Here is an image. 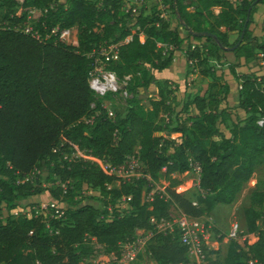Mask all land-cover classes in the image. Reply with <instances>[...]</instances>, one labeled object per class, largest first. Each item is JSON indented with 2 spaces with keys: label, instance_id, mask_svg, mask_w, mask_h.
Wrapping results in <instances>:
<instances>
[{
  "label": "trees",
  "instance_id": "16d2710c",
  "mask_svg": "<svg viewBox=\"0 0 264 264\" xmlns=\"http://www.w3.org/2000/svg\"><path fill=\"white\" fill-rule=\"evenodd\" d=\"M163 1L169 5L170 18L140 12L133 28L127 24L129 14L122 0H0V10H5L0 19V210L2 203L8 209L19 203L30 207L29 215L0 221V264L84 260L118 264L121 244L133 240L138 230L152 229L151 217L167 215L170 203L192 217L216 204H231L256 166L264 164V128L256 124L258 115L264 114V71L259 62V53L264 61V39L253 18L264 0ZM188 7L193 10L187 11ZM28 18L35 21L39 37L23 31ZM74 26L76 45L65 44L53 32ZM179 27L186 33L181 34ZM202 31L218 41L195 34ZM231 35H236L233 41ZM186 39L205 40L215 51L231 53L232 62L219 76L201 70L212 80L205 95L189 102L196 113L180 105L168 80L156 84L158 98L150 100V108L144 107L138 91L152 80L143 64L164 70L183 51L185 63L195 58L205 63L199 48L185 47ZM110 44H117V59L106 60L96 52ZM161 44L173 49L165 51ZM232 46V51L223 49ZM101 61L119 78L131 75L127 86L131 96L123 113L109 115L89 86L91 72L101 68ZM238 67L246 70L239 72ZM233 90L238 106L248 115L233 122L226 136L218 123L231 117ZM173 133L180 136L170 138ZM76 150L114 165H122L137 150L144 175L110 187L117 176L83 155H74ZM189 157L201 166L198 186L206 194L196 204L172 188L178 182L171 175L189 171ZM41 165L51 173L47 188L35 185L31 177ZM159 178L172 181V186L145 200V182ZM56 181L66 182L65 192ZM82 184L99 191L101 210L75 198L73 191ZM44 191L48 196L41 200ZM249 197L243 216L246 231L256 240H231L226 264H249L251 258L264 264V229L257 225L260 219L264 224L259 208L264 205V191L254 189ZM121 198L129 204L127 213L116 206ZM42 202H53L55 207L36 214ZM174 238L153 233L155 242L147 245V251L155 264H190L186 247Z\"/></svg>",
  "mask_w": 264,
  "mask_h": 264
},
{
  "label": "rangeland",
  "instance_id": "374dc122",
  "mask_svg": "<svg viewBox=\"0 0 264 264\" xmlns=\"http://www.w3.org/2000/svg\"><path fill=\"white\" fill-rule=\"evenodd\" d=\"M99 1V0H94ZM238 1V0H233ZM184 2H187L185 0ZM122 7L124 11L129 14L127 17V24L135 28L134 22L136 16L143 12L144 14H149L153 11L160 13L164 18H170V9L167 3H164L163 0H122ZM192 7H188L187 11H192ZM217 12L218 9H215ZM5 10H0V19L2 18ZM254 25L256 26L257 32L261 34V38L264 39V4H258L256 12L253 15ZM172 21V19H171ZM26 27L29 28L30 32L36 33L37 28L35 26V21L31 18L24 23ZM102 24L98 25V28H101ZM181 34H185L186 31L182 28H178ZM68 33L64 36H60L61 33L57 36L58 40H61L65 44H77V27L74 26L71 29H68ZM54 33H57L56 30H53ZM130 36L127 37L124 41L127 42L130 40ZM143 38V37H141ZM236 38V35L230 36V41H233ZM196 48L200 49L202 58L205 59V63H200L197 58L193 59L188 63H185L184 66H180L179 68L175 67V63L178 61L177 54H175L173 63L164 70H155L148 64H143L142 68L147 71V75L151 78L152 83L147 88H140L138 91V100L141 105L146 108H150V100L157 99L158 94L156 91V84L162 83L165 80H168L170 83V88L175 89L174 96L175 99L180 103V105H188V113L194 114L196 113V108L193 104L189 103L191 99L196 95H205L206 90L208 88V84L212 80L209 76H204L200 72L202 69H209L217 76H219L224 70L228 63L232 62V54L231 53H223L222 51H215L214 46L205 42V40L195 41V40H185V47L188 48ZM105 45H102L97 49V53L101 52V49L104 48ZM108 49V47L106 46ZM212 49V53L210 54L207 49ZM182 58L184 62L186 59L185 51L181 52ZM262 53H259V62L264 71V61L262 60ZM96 62L99 60L96 57ZM182 59L180 58V61ZM100 67L103 68L104 63L99 62ZM100 69V68H99ZM246 70V68L238 67L237 71L241 72ZM176 81V82H175ZM172 82V84H171ZM131 96V94H130ZM100 100L108 113L111 115H115L116 113H123L125 109L126 99L118 94H109L105 97H97ZM129 98V97H128ZM229 98V109L230 119L227 121H221L218 123V127L229 136V128L231 127L233 122L241 121L248 114L246 111L238 106L237 103V90H233L230 93ZM186 113H183L184 116ZM180 134L173 133L170 135V138L179 137ZM87 158L89 155L84 153ZM144 175V173H142ZM51 173L48 168L44 165H41L40 168H37L32 174L31 177L34 180L35 185L40 186L42 188H47L52 184ZM148 177V176H147ZM171 177L177 181L178 183L172 186V181L159 178L157 180L149 179L145 182L143 196L144 199H150L155 194H162L165 192L167 187H171L183 197L191 200L192 202L198 203L199 199L205 197V193L198 186V176L191 172L184 173H173ZM149 178V177H148ZM147 178V179H148ZM110 187H118L119 182L114 181L110 185ZM254 189H259L264 191V164H258L255 168V172L253 173L251 179L245 183L243 190L237 195L231 205L227 204H217L214 205L210 209H205L204 212L196 217L199 222H202L207 228L206 234V245L208 246V258L207 264H226V254L228 250V246L231 240L239 237L242 240H247L249 242H253L256 240V235L250 234L246 231V226L244 223L243 210L250 206V193ZM75 193L76 199H81L82 203H92L99 208L102 209V202L99 198V191L92 189L89 185L82 184L81 188H75L73 191ZM48 194L47 191H44V194L39 198L41 200H46ZM36 198V197H35ZM34 198V199H35ZM37 200V198L35 199ZM63 207H66V203H62ZM121 213H127L130 210L129 204L123 200L122 198L117 202V205ZM201 206L204 207L203 204ZM262 211H264V205L259 207ZM30 207H25L21 203L14 208L8 209L5 203L1 204L0 210V221L5 222L8 216H19V215H29ZM181 213V210L178 209L174 203H170L167 215L168 216H177ZM102 215H100V218ZM257 225L259 228L264 229V224L262 220L257 221ZM235 229V235H230L232 229ZM138 236L140 239L142 238L146 241L145 246L142 247L131 261L127 263H119L118 264H155L148 251L147 245L155 242V239H152V235L147 233L138 232ZM136 233V234H137ZM148 236V237H147ZM121 252V246H120ZM106 264V261H104ZM82 264H95L94 262L87 263L86 260L82 262Z\"/></svg>",
  "mask_w": 264,
  "mask_h": 264
},
{
  "label": "built area",
  "instance_id": "2783aa9c",
  "mask_svg": "<svg viewBox=\"0 0 264 264\" xmlns=\"http://www.w3.org/2000/svg\"><path fill=\"white\" fill-rule=\"evenodd\" d=\"M22 29L24 32H30L29 28L25 25L22 27ZM54 29L56 32H58V35L61 33V37L69 32L68 29H62L60 31H58V28ZM31 34L35 37H39L38 31H36L35 34L31 32ZM161 45L165 48V51L173 49V46L171 45ZM100 54L104 56L106 60L117 59V44H110L108 49L106 47L102 48ZM130 77L131 75L128 74L124 75L122 78H119L114 71L100 68L99 70H92L89 78V86L97 97H105L109 94H118L123 98H128L130 97V93L127 89V86ZM108 114L111 115L110 113ZM86 122L91 123V119H88ZM256 124L259 127L264 128V114L258 115ZM74 155H83L85 158H87L80 150H76ZM87 159L98 164L99 167L106 173L117 176L119 179L117 182L129 181L133 178H138L143 175L137 150L128 156L127 160L122 165H114L102 159H93L91 155H89V158ZM188 161L189 171L187 172H191L199 177L201 171L200 164L191 157H189ZM56 183L61 186L64 192L66 191V182L60 183L59 181H56ZM122 199L125 200V198ZM193 203L196 204L195 202ZM49 207L54 208L55 203L42 202L39 207L35 208V212L36 214L42 213ZM57 209L56 212H58ZM151 223L153 226L152 229L147 231L138 230V232H148L150 235L153 233H161L163 235H170L173 238L176 237L177 241H179L182 246L186 247V254L190 264H207L208 246L206 245L207 236L205 234L207 232V228H205V225L202 222H199L196 217H192L181 211V213H179L177 216H152ZM235 231L236 230L233 228L230 232V235H235ZM145 242L146 241L143 238L142 240L140 239V236H138L137 233L133 240L121 244V252L118 262L127 263L128 261H131L134 257H136L137 252L145 246ZM248 263L262 264L253 258L249 259ZM99 264L106 263L102 261Z\"/></svg>",
  "mask_w": 264,
  "mask_h": 264
},
{
  "label": "water",
  "instance_id": "95a60500",
  "mask_svg": "<svg viewBox=\"0 0 264 264\" xmlns=\"http://www.w3.org/2000/svg\"><path fill=\"white\" fill-rule=\"evenodd\" d=\"M174 2H176V0H174ZM177 15H178V12H177ZM181 22H183V21L181 20ZM191 32L194 33L192 30H191ZM195 34L196 35H200V36L209 35V36L213 37L216 41H218L213 34L207 32V31H202V32H198V33H195ZM242 36H243V34L241 35V37L239 38V40L236 42L235 46H238L241 43ZM233 48H234V46H232V47H223V49L226 50V51H232Z\"/></svg>",
  "mask_w": 264,
  "mask_h": 264
},
{
  "label": "crops",
  "instance_id": "0c3cea01",
  "mask_svg": "<svg viewBox=\"0 0 264 264\" xmlns=\"http://www.w3.org/2000/svg\"><path fill=\"white\" fill-rule=\"evenodd\" d=\"M148 2H149V0H148ZM181 54H182L181 52H180V53H177V55H178V56H177L178 61H177V62L175 63V65H174V66L177 67V68H179L180 66H184V65H185L184 59L182 58V55H181ZM180 58L182 59L181 61H180ZM247 182H248V181H247ZM244 185H245V184H244ZM244 185H243V187H244ZM242 190H243V188H242ZM242 190H241V191H242ZM241 191H240V192H241ZM240 192H239V193H240ZM239 193H238V194H239ZM216 205H217V204H216ZM228 205H231V204H228ZM244 223H245V221H244ZM245 226H246V225H245Z\"/></svg>",
  "mask_w": 264,
  "mask_h": 264
}]
</instances>
